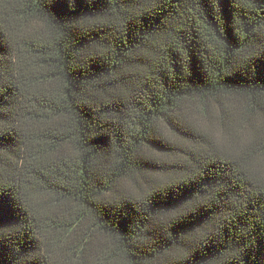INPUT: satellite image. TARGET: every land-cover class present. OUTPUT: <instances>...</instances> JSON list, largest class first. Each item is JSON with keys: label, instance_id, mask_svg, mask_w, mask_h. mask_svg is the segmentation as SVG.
Returning a JSON list of instances; mask_svg holds the SVG:
<instances>
[{"label": "trees", "instance_id": "16d2710c", "mask_svg": "<svg viewBox=\"0 0 264 264\" xmlns=\"http://www.w3.org/2000/svg\"><path fill=\"white\" fill-rule=\"evenodd\" d=\"M0 264H264V0H0Z\"/></svg>", "mask_w": 264, "mask_h": 264}, {"label": "rangeland", "instance_id": "374dc122", "mask_svg": "<svg viewBox=\"0 0 264 264\" xmlns=\"http://www.w3.org/2000/svg\"><path fill=\"white\" fill-rule=\"evenodd\" d=\"M259 163H260V164H263V160H262V159H260V160H259Z\"/></svg>", "mask_w": 264, "mask_h": 264}]
</instances>
